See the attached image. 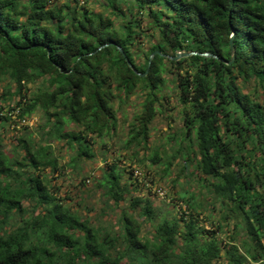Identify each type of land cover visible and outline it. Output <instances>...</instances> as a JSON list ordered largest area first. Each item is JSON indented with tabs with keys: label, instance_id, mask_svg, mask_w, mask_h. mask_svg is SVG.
I'll use <instances>...</instances> for the list:
<instances>
[{
	"label": "trees",
	"instance_id": "trees-1",
	"mask_svg": "<svg viewBox=\"0 0 264 264\" xmlns=\"http://www.w3.org/2000/svg\"><path fill=\"white\" fill-rule=\"evenodd\" d=\"M140 22L151 36L156 31L146 52L139 44ZM117 46L146 73L134 72ZM155 49L216 57L172 60L155 53L148 66ZM164 72L173 76L182 121L181 133L166 139L185 141L172 151L170 146L164 169L181 162L178 173L196 175L208 199L224 209L221 219L235 218L232 242L224 248L215 233L205 238L193 218L179 228L184 214L153 223V207L140 196L130 198V211L120 207L116 231L95 227L52 192L47 174H37L62 166L51 139L72 150L66 164L73 168L93 157L94 138L103 141L114 126V98L123 100L135 89L144 94L125 146L145 147L152 119L163 112L157 90ZM1 80L14 84L0 94L13 101L1 118L17 110V119L25 121L41 109L46 129L44 142L33 143L31 134L18 139L19 158H8L0 147V264H264V102L243 90L253 81L264 92V0H0ZM147 157L155 163L160 153L151 149ZM114 168L102 169L96 186L116 207L128 190ZM184 201L188 208L201 205L191 194ZM143 222L152 230L141 232Z\"/></svg>",
	"mask_w": 264,
	"mask_h": 264
},
{
	"label": "rangeland",
	"instance_id": "rangeland-1",
	"mask_svg": "<svg viewBox=\"0 0 264 264\" xmlns=\"http://www.w3.org/2000/svg\"><path fill=\"white\" fill-rule=\"evenodd\" d=\"M90 7L104 11V8L96 3H91ZM120 19H116L115 23ZM140 25L144 31L139 38V44L142 46V50L146 52L153 38L155 39L156 31L151 36L150 30L145 27V22H140ZM134 56L137 63L143 61L142 55ZM164 76L166 81L157 90L159 94H162L163 112H157L152 119L145 147L134 143L125 146L127 134L131 132L129 123L132 121V117L140 111L144 94L142 89H135L123 100L118 97L114 98L113 105L116 116L114 126L109 135L104 136L103 141L94 138V143L91 144L92 148L90 147L91 153L93 151L94 154L93 157L82 159L77 167L73 168L66 164L72 150L65 147L62 141L51 139L52 151L58 157V165L62 166H57L54 171H50L48 167L41 168L37 171V174L40 173L42 179L44 178L43 174H47L50 177L48 185L52 184L50 187L52 192L62 200L65 206L82 219H87L95 227L100 226L102 229H109L110 232L116 231L119 228L117 219L120 207L127 208L130 211L128 208L130 198L140 196L147 198L153 207V223H157L158 218H161L160 216L167 220H173L184 214L181 216L183 219L178 221L179 228L183 229L185 219L193 218L199 223V226H202L201 229L204 230L205 238L215 233L224 248L227 242H232L229 235L235 218L221 219L224 209L220 208L214 199H208L209 194L203 186L201 187L198 184L196 175L192 174L186 179L184 174L188 169L178 173L181 162L172 163L167 169H164L170 146V151H172V147L185 145L184 140L172 139L168 142L166 139L168 134L179 135L181 133L182 121L181 106L177 100V93L172 80L173 76L166 72H164ZM6 83L5 80L0 81V94H3L6 88L10 91L13 90L14 84L9 83L10 85L6 86ZM27 86L31 90L35 85L29 83ZM243 90L250 92L258 100L264 102L263 89L259 88L255 82L245 83ZM11 102L13 101H2L0 99V122L3 121V124H0V147L8 158L13 159L19 158L23 154L17 145L19 138L31 134L30 137L33 143L37 141L44 142L45 140L43 141L40 138V134L46 127L43 125L45 116L41 109L33 111L25 121L18 120L16 117L17 110H14L9 113L10 118L4 121L1 117L3 114H7L8 107L13 104ZM65 127L69 129L73 128L74 125H66ZM156 148L160 153V160L152 163L147 156L151 149ZM139 158H142L143 162L139 163ZM114 163V170L121 173V182L126 183L128 190L120 205L116 207L102 195L101 190L96 186L102 169ZM192 167V165L187 166L191 170ZM155 189L159 192H156ZM184 190H186V193H190H187L182 199L181 193ZM190 194L194 195L196 201H201L200 206L195 208L189 205L188 208L184 200ZM207 200H209V204H207ZM20 201L29 208L30 205H27V200ZM141 203L143 204L142 201ZM185 212L189 213L186 215ZM228 214L231 213L228 212ZM16 223L21 222L16 219ZM224 223H226V226L223 225ZM149 230H152L150 224L143 222L141 232ZM237 241V244L241 246L240 238H237ZM239 251H242V249L240 248ZM223 262L225 260L218 259L216 264H224Z\"/></svg>",
	"mask_w": 264,
	"mask_h": 264
},
{
	"label": "water",
	"instance_id": "water-1",
	"mask_svg": "<svg viewBox=\"0 0 264 264\" xmlns=\"http://www.w3.org/2000/svg\"><path fill=\"white\" fill-rule=\"evenodd\" d=\"M234 33V31L232 30L231 31V34H230V37H229V43H230V45H231V58L233 57V51H234V49H233V46H232V37H233V34ZM106 44H108V43H106ZM105 45V44H104ZM101 46H99L98 48H100ZM117 48H118V50L120 51V53L122 54V56H123V58H124V60L126 61V63H127V65L134 71V72H136L137 74H140V75H144L145 73H146V70H147V68H146V70L144 71V72H139V71H137L136 69H135V67L133 66V64L130 62V60L128 59V57L125 55V53H124V51L122 50V48L120 47V46H117ZM155 53H157V54H160L161 56H164V57H166V58H169V59H172V60H176V59H178V58H180V57H184V56H188V55H190V54H198V55H202V56H215L216 57V55L215 54H212L211 52H209V51H203V52H199V51H196V50H194V51H185V50H175V52H174V54H172V55H170V54H167V53H162L161 51H159V50H157V49H155V50H153L150 54H149V57H148V66H149V64H150V61H151V59H152V57L154 56V54ZM230 60H227V62H229ZM147 66V67H148Z\"/></svg>",
	"mask_w": 264,
	"mask_h": 264
}]
</instances>
